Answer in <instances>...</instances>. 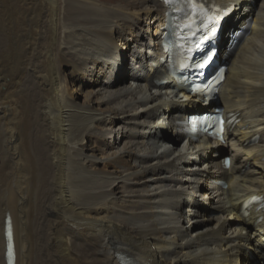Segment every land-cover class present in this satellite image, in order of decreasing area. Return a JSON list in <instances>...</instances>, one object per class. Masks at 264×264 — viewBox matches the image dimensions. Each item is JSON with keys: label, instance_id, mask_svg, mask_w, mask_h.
<instances>
[{"label": "bare ground", "instance_id": "obj_1", "mask_svg": "<svg viewBox=\"0 0 264 264\" xmlns=\"http://www.w3.org/2000/svg\"><path fill=\"white\" fill-rule=\"evenodd\" d=\"M104 1L0 0V264L6 225L14 264H264L241 207L264 197V0H220L222 33L250 26L216 98L234 121L197 142L178 122L202 108L159 62L163 0Z\"/></svg>", "mask_w": 264, "mask_h": 264}, {"label": "rangeland", "instance_id": "obj_2", "mask_svg": "<svg viewBox=\"0 0 264 264\" xmlns=\"http://www.w3.org/2000/svg\"><path fill=\"white\" fill-rule=\"evenodd\" d=\"M101 1L106 2V1H104V0H101ZM119 1H122V0H119ZM259 2H261V0L258 1V4H259ZM107 4H108V3H107ZM110 4H113V3H110ZM145 20H146V19H145ZM145 25H146L145 22H141V23H140V27H141L144 31H146V30L148 31V30H149V32H147V34H150V33H151V34L153 35V33H154V31H155V28H154L155 26H153V25H155V23H152V21H151L150 24H147V25H146V26H148V28H146ZM129 50H130V49H129ZM129 50H127V52H126L127 57L129 56V55H128V54H129ZM57 64H59L58 61H57ZM63 69H64V70H63ZM60 70H61V71H59V74H60V75H62L63 71L66 73V69H65L64 66H61V67H60ZM63 77H64V76H63ZM65 77H66V76H65ZM90 140H91V141H90ZM90 140H89V143L91 142L90 144L94 145V144L96 143L94 139L91 138ZM224 154H226V153H224Z\"/></svg>", "mask_w": 264, "mask_h": 264}, {"label": "snow or ice", "instance_id": "obj_3", "mask_svg": "<svg viewBox=\"0 0 264 264\" xmlns=\"http://www.w3.org/2000/svg\"><path fill=\"white\" fill-rule=\"evenodd\" d=\"M199 67L203 68V67H205V65L202 63L199 65Z\"/></svg>", "mask_w": 264, "mask_h": 264}]
</instances>
